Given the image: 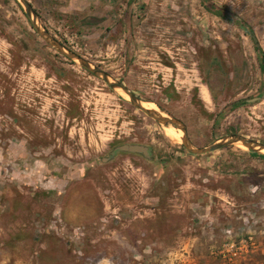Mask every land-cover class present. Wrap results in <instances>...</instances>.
<instances>
[{"label": "rangeland", "instance_id": "rangeland-1", "mask_svg": "<svg viewBox=\"0 0 264 264\" xmlns=\"http://www.w3.org/2000/svg\"><path fill=\"white\" fill-rule=\"evenodd\" d=\"M24 1L193 148L264 145V0ZM0 264H264V151L187 152L0 0Z\"/></svg>", "mask_w": 264, "mask_h": 264}, {"label": "water", "instance_id": "water-1", "mask_svg": "<svg viewBox=\"0 0 264 264\" xmlns=\"http://www.w3.org/2000/svg\"><path fill=\"white\" fill-rule=\"evenodd\" d=\"M21 4L23 5L25 9V14L27 18L30 21V24L35 31V33L44 41L46 45L54 49L56 52H58L61 56L69 59V60H76L80 63V65L89 73L101 77L102 81L108 85V87L112 89H119L121 90L128 98L130 103L138 109L141 113H143L145 116L148 118L152 119L156 123L162 124L164 126H171L176 128L177 130L182 132V142L187 150V152L194 154V155H201L205 153H209L215 150H218L220 148H223L225 146L231 145L233 143H239L245 148L248 149H258V150H263L264 151V145L257 144L251 141H247L242 137H232L228 139L226 142L220 143V144H213L212 146L208 148H203V149H195L193 148L186 136V131L185 128L183 127L182 124H180L177 120L162 116L158 113H156L154 110H150L147 108H144L142 106V103L139 102L131 93L128 89H126L123 85L116 83V82H110L108 81V77L106 74L103 72L99 71L98 69H92L89 67V65L82 60L80 57L76 56L73 53L67 52L58 42L53 40L47 33L42 31L34 22L35 19L32 20L31 16H33V13L30 9V6L24 1V0H19ZM117 152H127V153H134V154H141L145 156L146 158L149 157V149L142 147V146H137V145H122L113 150L111 153V156L116 154Z\"/></svg>", "mask_w": 264, "mask_h": 264}, {"label": "trees", "instance_id": "trees-1", "mask_svg": "<svg viewBox=\"0 0 264 264\" xmlns=\"http://www.w3.org/2000/svg\"><path fill=\"white\" fill-rule=\"evenodd\" d=\"M207 5V6H205ZM206 9H213L214 10V14L222 19H229V22H231L234 26H236L237 28L243 30L249 37L250 39L253 41L254 43V49L256 52L259 51V47L256 44V41L254 39V36L252 34V32H250V30H248V26L245 24L244 21L242 20H235L234 18L231 17L230 13H228L227 11H225L222 8H217L215 7L213 4L211 3H206L204 4ZM229 17V18H228ZM259 70L262 74V77L264 79V59L260 58L259 59Z\"/></svg>", "mask_w": 264, "mask_h": 264}, {"label": "bare ground", "instance_id": "bare-ground-1", "mask_svg": "<svg viewBox=\"0 0 264 264\" xmlns=\"http://www.w3.org/2000/svg\"><path fill=\"white\" fill-rule=\"evenodd\" d=\"M144 108H147V109H150V110H154L153 107H149L148 105H142ZM163 134L168 138L170 139L169 141H177V139L179 138L180 134L178 135V133L173 130L172 128H164L163 129Z\"/></svg>", "mask_w": 264, "mask_h": 264}]
</instances>
